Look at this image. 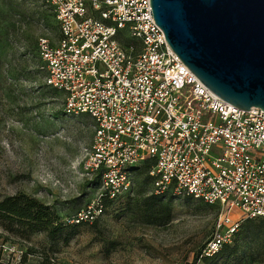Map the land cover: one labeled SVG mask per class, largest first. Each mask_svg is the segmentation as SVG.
Here are the masks:
<instances>
[{"label":"built area","instance_id":"2783aa9c","mask_svg":"<svg viewBox=\"0 0 264 264\" xmlns=\"http://www.w3.org/2000/svg\"><path fill=\"white\" fill-rule=\"evenodd\" d=\"M40 2L58 29L56 43L37 44L44 85L62 95L64 116L92 123L81 168L98 192L71 224L92 223L102 200L129 194L145 163L154 195L220 208L203 256L243 220L264 219V112L206 89L169 48L149 0Z\"/></svg>","mask_w":264,"mask_h":264},{"label":"rangeland","instance_id":"374dc122","mask_svg":"<svg viewBox=\"0 0 264 264\" xmlns=\"http://www.w3.org/2000/svg\"><path fill=\"white\" fill-rule=\"evenodd\" d=\"M57 30L40 0H0V200L24 193L66 222L95 199L98 181L81 168L91 121L64 116L62 95L44 87L37 44L42 38L56 43ZM145 173L135 172L132 191L67 242L0 229L1 260L17 263L27 253L29 264L43 254L56 264H203L200 252L214 234L220 208L174 199L169 223L148 225L138 211L152 192ZM244 224L237 232L238 252L224 264H264V242L250 234L258 225L245 233Z\"/></svg>","mask_w":264,"mask_h":264},{"label":"water","instance_id":"95a60500","mask_svg":"<svg viewBox=\"0 0 264 264\" xmlns=\"http://www.w3.org/2000/svg\"><path fill=\"white\" fill-rule=\"evenodd\" d=\"M149 5L171 51L206 89L240 110L264 112V0Z\"/></svg>","mask_w":264,"mask_h":264},{"label":"trees","instance_id":"16d2710c","mask_svg":"<svg viewBox=\"0 0 264 264\" xmlns=\"http://www.w3.org/2000/svg\"><path fill=\"white\" fill-rule=\"evenodd\" d=\"M44 87L50 89L45 85ZM151 165L150 163H145L136 171V173L140 171L146 172L145 175L150 180V183L151 179L148 172ZM172 200H174V198L171 196H157L151 192L148 197L141 201L138 211L142 214V219L146 224L164 226L169 223L173 214L171 205ZM113 202L114 201L108 199L102 200V212H104L105 208L110 207ZM94 222H96V220L92 223ZM84 223L87 222H81L79 224H71L69 220L62 222L51 207L24 193H17L0 200V229L7 234L20 237H27L29 234H44L46 239L50 242H67L78 233V228ZM255 223L258 226H256L250 234L255 240L264 242V219L245 220V224L241 229L243 232L248 233L246 231L248 230V226ZM240 225L241 223L237 231L232 234L231 241L229 243H224L216 253L211 256H203L200 252L199 259L203 264H224L229 261L232 256L236 255L238 252L236 237L238 236L237 232ZM30 252L31 251H29L28 254H30ZM26 256L27 253H25L17 263L3 261L0 257V264H29L27 263ZM197 258L198 255H196L195 259ZM36 264H56V262L49 255L43 254L40 255V261Z\"/></svg>","mask_w":264,"mask_h":264}]
</instances>
